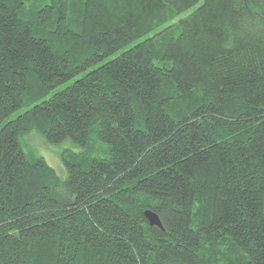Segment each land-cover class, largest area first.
I'll list each match as a JSON object with an SVG mask.
<instances>
[{
	"label": "trees",
	"instance_id": "trees-1",
	"mask_svg": "<svg viewBox=\"0 0 264 264\" xmlns=\"http://www.w3.org/2000/svg\"><path fill=\"white\" fill-rule=\"evenodd\" d=\"M26 101L0 264H264V0H0V123Z\"/></svg>",
	"mask_w": 264,
	"mask_h": 264
},
{
	"label": "rangeland",
	"instance_id": "rangeland-1",
	"mask_svg": "<svg viewBox=\"0 0 264 264\" xmlns=\"http://www.w3.org/2000/svg\"><path fill=\"white\" fill-rule=\"evenodd\" d=\"M31 7V1L25 3V13H27L30 10ZM191 12L187 11L183 15H181L179 18H182L189 14ZM19 17H23V14H20ZM177 21V20H176ZM120 54V53H118ZM113 58V57H111ZM69 83L54 87L53 89L48 90L42 97H40L37 102L48 99L50 96H52L55 92H58L62 89H64ZM30 101H26V104L24 107H22L20 110L16 111L15 113L11 114L8 118L4 119L0 123V127L5 124L9 120L15 119L18 115L25 112L30 107ZM22 147L26 152H32L37 157H41L44 162L51 168H53L58 174H63L64 165L62 163L61 157L66 152H76L79 150L78 147L73 145L69 141H63L59 144H51L48 143L44 137H42L39 134L31 133L27 136H25L22 139Z\"/></svg>",
	"mask_w": 264,
	"mask_h": 264
},
{
	"label": "water",
	"instance_id": "water-1",
	"mask_svg": "<svg viewBox=\"0 0 264 264\" xmlns=\"http://www.w3.org/2000/svg\"><path fill=\"white\" fill-rule=\"evenodd\" d=\"M144 215L150 226H154L162 229V224L158 216L153 211L147 210L145 211Z\"/></svg>",
	"mask_w": 264,
	"mask_h": 264
}]
</instances>
